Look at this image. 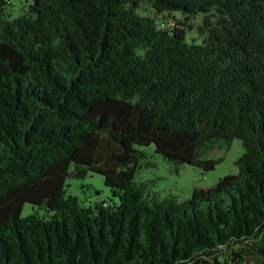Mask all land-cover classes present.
Masks as SVG:
<instances>
[{"label":"trees","instance_id":"1","mask_svg":"<svg viewBox=\"0 0 264 264\" xmlns=\"http://www.w3.org/2000/svg\"><path fill=\"white\" fill-rule=\"evenodd\" d=\"M234 142L235 174L181 202L136 180L141 147L209 172ZM89 172L117 202L67 193ZM249 261L264 264V0H0V264Z\"/></svg>","mask_w":264,"mask_h":264},{"label":"rangeland","instance_id":"2","mask_svg":"<svg viewBox=\"0 0 264 264\" xmlns=\"http://www.w3.org/2000/svg\"><path fill=\"white\" fill-rule=\"evenodd\" d=\"M145 10L150 16L153 13L151 9L144 5ZM24 7L17 1L13 2L8 8L11 18H14L23 12ZM170 17H174L182 21L178 13H173ZM194 26H197L196 21H192ZM194 37L193 32L188 31V40ZM147 159L142 162L141 169L138 171L136 180L142 182L147 187L149 193H155L159 198L172 196L177 201L181 202L189 198L190 193L197 187H209L215 182L228 175L236 172L235 163L241 153L243 147L239 142H234L230 146L225 144H217L215 148L204 158L216 159L223 158L220 164H217L214 170L203 172V170L184 165H174L172 162L164 159L161 155L153 152L152 148H144ZM67 193L76 196L81 200L85 206H93L101 202L113 204L117 199L112 197L110 188L105 186L104 177L97 173L89 172L83 178H66ZM35 212L43 216L46 214L45 209L42 207H35L30 204H25L22 210V217ZM247 264H253L249 261Z\"/></svg>","mask_w":264,"mask_h":264},{"label":"built area","instance_id":"3","mask_svg":"<svg viewBox=\"0 0 264 264\" xmlns=\"http://www.w3.org/2000/svg\"><path fill=\"white\" fill-rule=\"evenodd\" d=\"M169 25H175V21L172 19H167L166 21H162L161 26H169Z\"/></svg>","mask_w":264,"mask_h":264}]
</instances>
